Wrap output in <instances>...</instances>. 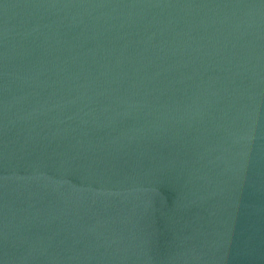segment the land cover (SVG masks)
<instances>
[{
    "label": "water",
    "instance_id": "water-1",
    "mask_svg": "<svg viewBox=\"0 0 264 264\" xmlns=\"http://www.w3.org/2000/svg\"><path fill=\"white\" fill-rule=\"evenodd\" d=\"M0 264H264V0H0Z\"/></svg>",
    "mask_w": 264,
    "mask_h": 264
}]
</instances>
